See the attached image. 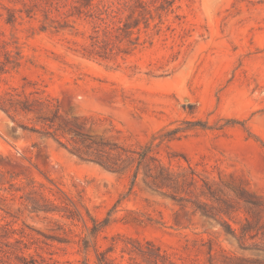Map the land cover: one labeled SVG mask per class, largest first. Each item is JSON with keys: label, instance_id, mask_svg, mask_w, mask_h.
Returning a JSON list of instances; mask_svg holds the SVG:
<instances>
[{"label": "rangeland", "instance_id": "374dc122", "mask_svg": "<svg viewBox=\"0 0 264 264\" xmlns=\"http://www.w3.org/2000/svg\"><path fill=\"white\" fill-rule=\"evenodd\" d=\"M77 6L0 0V223L66 264H264V0H176L131 52Z\"/></svg>", "mask_w": 264, "mask_h": 264}, {"label": "trees", "instance_id": "16d2710c", "mask_svg": "<svg viewBox=\"0 0 264 264\" xmlns=\"http://www.w3.org/2000/svg\"><path fill=\"white\" fill-rule=\"evenodd\" d=\"M52 1L55 5H60L63 0H48ZM80 6L74 7L79 15L85 13L96 21H100V28L103 35L109 40L123 43L128 47L125 52H131L148 42L149 39L143 38V35L148 36V31L152 26L158 27L162 24L155 23L156 15L161 19L163 13L173 11L176 0H79ZM154 23V25L152 24ZM105 46L102 51L92 50L87 51L84 56L99 57L108 59L113 54V47L110 46L109 41H104ZM3 108V107H1ZM4 110V108H3ZM1 157V155H0ZM1 199L3 197H0ZM31 212H36L35 203H31ZM41 211V210H40ZM50 212V211H45ZM108 223H104L106 226ZM99 225L96 224L93 229V235L96 236L99 230ZM19 234V238L15 234ZM28 235L25 231H18L13 229L10 223H0V264H6V259L14 258L16 264H66L60 260L51 257H45L39 253H28L31 249L30 242L25 238ZM13 239V241H11ZM139 243V242H138ZM137 249L124 248L123 252H128L130 255L133 253L141 256L146 264H175L169 261L170 258L166 253H163L161 248L153 242L148 241L147 245L155 248V251H145L141 243ZM90 245L88 240H83V250L85 253L89 251ZM115 247L111 246L106 251H101L96 248L97 264H116L115 260L109 254L114 251ZM135 261L134 257H130ZM82 264H90L88 258ZM135 264H141L137 261Z\"/></svg>", "mask_w": 264, "mask_h": 264}]
</instances>
